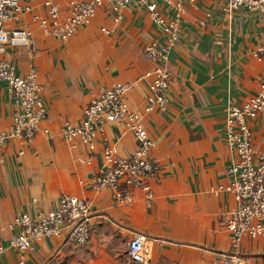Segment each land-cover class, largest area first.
Returning a JSON list of instances; mask_svg holds the SVG:
<instances>
[{"label":"crops","instance_id":"crops-1","mask_svg":"<svg viewBox=\"0 0 264 264\" xmlns=\"http://www.w3.org/2000/svg\"><path fill=\"white\" fill-rule=\"evenodd\" d=\"M46 0H20L19 18L8 29L32 31L31 46L8 44L5 58L20 74L38 71L48 118L31 143L12 138L0 144V227L5 250L0 264H222L232 250L231 232L220 225L237 206L228 190L215 192L233 177L228 173L233 152L226 135L227 110L256 96L264 80V16L245 6L226 9L227 0H197L180 19L181 39L171 50L166 111L144 115L143 124L155 141L153 160L159 167L153 181L155 196L146 200L135 191L131 203H120L108 188L96 189L93 175L106 168L104 148L115 145L120 155L136 148V137L122 124L107 123L90 150L79 139L67 141L61 126L77 122L83 109L104 86L138 79L154 66L146 45L164 41L161 26L147 7L132 1L118 16L108 4L94 19L67 39L48 32L35 15L48 17ZM60 21L71 13L70 3L52 0ZM160 13L176 18L174 4L156 0ZM31 4L32 9H27ZM151 95L142 81L128 96L132 109H143ZM0 127L10 129L15 105L7 85L0 83ZM256 154L264 150V109L248 119ZM70 193L91 203V237L76 245L64 236L44 237L30 248L11 245L18 228L10 225L22 213L36 215L55 208ZM135 233L147 237L146 263L127 254ZM239 255L244 264H264V240L243 236ZM236 264V263H232Z\"/></svg>","mask_w":264,"mask_h":264},{"label":"built area","instance_id":"built-area-1","mask_svg":"<svg viewBox=\"0 0 264 264\" xmlns=\"http://www.w3.org/2000/svg\"><path fill=\"white\" fill-rule=\"evenodd\" d=\"M132 1H72L70 15L66 20L60 21L58 6L52 0H46L49 16L34 17L40 20L46 31L67 39L80 26L89 24L99 7L108 4L118 15L115 18L118 21L123 8ZM134 1L147 7L154 23L161 26L165 33L164 41L153 40L144 50L145 57L153 62L154 66L138 79L102 87L83 109L79 121L65 120L61 126V133L67 141L79 139L90 150H94L96 138L105 133L107 123L122 124L133 131L136 137L135 150L129 155H120L115 145L107 144L104 148L107 166L95 173L92 179L94 188H110L114 198L120 203H131L135 198V191H143L147 201H151L155 196L153 181L158 175L159 167L152 157L155 141L143 124L144 115L157 109L166 111L169 107L167 89L170 72L167 62L171 50L181 39L180 19L187 11V5L195 4L197 0H167L168 3L174 4L177 10L176 18L172 21H168L160 13L156 0ZM238 6L257 10L264 16V0H227L226 9ZM26 8L32 9V5L28 4ZM22 11L20 0H0V83L7 85L15 105L11 128L0 127V144H5L12 138L31 143L41 124L48 118L38 71L31 68L27 74H20L16 65L5 58L8 44L31 46L34 42L31 30L6 27L7 21L19 18ZM256 54L259 57L263 55L264 47H260ZM144 80L148 82L151 95L143 109H132L127 100L129 93ZM263 109L264 80L256 96L242 105H231L227 110L226 135L233 152L228 173L232 175L233 180L227 185H220L215 192L231 191L237 206L224 213L220 219V225L232 235V250L222 254V264H244L237 250L245 234L264 240V150L256 154L253 130L248 123V119L257 118ZM92 212L88 200L75 194L64 193L53 209L40 210L36 215H17L10 225L12 228H18V232L11 238V245L26 250L31 247L33 241L53 236H64L67 241L76 245L86 244L91 237ZM1 232L0 227V254L5 250ZM146 242L147 237L142 233H135L128 241L127 254L131 261L146 263ZM42 264H51V261Z\"/></svg>","mask_w":264,"mask_h":264}]
</instances>
